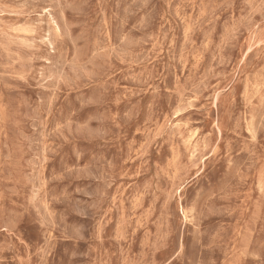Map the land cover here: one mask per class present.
Listing matches in <instances>:
<instances>
[{
  "label": "rangeland",
  "instance_id": "rangeland-1",
  "mask_svg": "<svg viewBox=\"0 0 264 264\" xmlns=\"http://www.w3.org/2000/svg\"><path fill=\"white\" fill-rule=\"evenodd\" d=\"M0 264H264V0H0Z\"/></svg>",
  "mask_w": 264,
  "mask_h": 264
}]
</instances>
